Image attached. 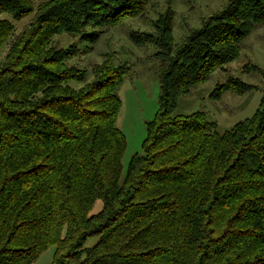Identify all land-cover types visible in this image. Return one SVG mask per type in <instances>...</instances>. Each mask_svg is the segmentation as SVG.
<instances>
[{"label": "trees", "instance_id": "16d2710c", "mask_svg": "<svg viewBox=\"0 0 264 264\" xmlns=\"http://www.w3.org/2000/svg\"><path fill=\"white\" fill-rule=\"evenodd\" d=\"M36 1L0 0V15L34 14L13 39L14 24L0 21V53L9 42L0 59V264H32L50 246L52 264H264V94L253 116L223 133L203 112L173 115L180 96L239 58L264 26V0H229L180 45L169 20L157 35L132 32L136 45L156 47L161 95L125 174L116 121L130 67L97 65L95 81L77 88L86 79L69 65L78 50L52 42L117 26L150 0ZM250 89L230 79L212 97ZM92 237L99 242L83 250Z\"/></svg>", "mask_w": 264, "mask_h": 264}, {"label": "rangeland", "instance_id": "374dc122", "mask_svg": "<svg viewBox=\"0 0 264 264\" xmlns=\"http://www.w3.org/2000/svg\"><path fill=\"white\" fill-rule=\"evenodd\" d=\"M40 0L36 1L38 4ZM229 0H150L142 15L128 17L114 27L86 28L81 34L61 33L52 42L55 49L75 47L77 55L69 65L86 71L84 83H73L77 88L95 81L94 68L105 62L114 66L130 67V74L118 89L122 107L116 126L124 133L127 149L123 157V174L132 157L143 153L147 136V124L154 120L160 110L161 86L159 80L160 61L156 47L150 43L136 45L130 38L132 32L157 35V23L172 21V36L175 45H180L191 31L200 29L204 23L216 17L227 6ZM34 14L15 20L11 14H1V20L14 24L12 39L32 21ZM164 21L162 25H165ZM161 25V23L159 24ZM98 37H94V35ZM11 40V39H10ZM9 42L4 45L0 59L7 54ZM258 68V69H257ZM264 26L256 27L241 43L238 59L224 70L214 72L210 78L192 89L188 95L177 100L174 116L203 112L210 122L216 124L218 132L231 130L237 123L250 118L259 108L264 94ZM232 79H240L251 85L244 94L225 92L219 99L212 94L220 85ZM103 208L98 201L89 216L97 215ZM99 237L89 238L83 250L93 248ZM55 246L45 250L32 264H52Z\"/></svg>", "mask_w": 264, "mask_h": 264}]
</instances>
